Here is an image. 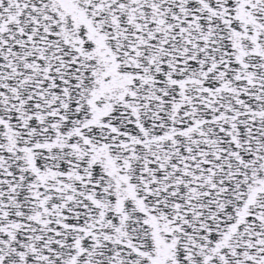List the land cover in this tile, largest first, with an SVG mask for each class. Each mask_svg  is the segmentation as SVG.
<instances>
[{
    "label": "snow or ice",
    "instance_id": "snow-or-ice-1",
    "mask_svg": "<svg viewBox=\"0 0 264 264\" xmlns=\"http://www.w3.org/2000/svg\"><path fill=\"white\" fill-rule=\"evenodd\" d=\"M0 264H264V0H0Z\"/></svg>",
    "mask_w": 264,
    "mask_h": 264
}]
</instances>
